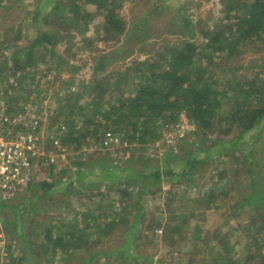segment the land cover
Masks as SVG:
<instances>
[{
    "label": "rangeland",
    "instance_id": "374dc122",
    "mask_svg": "<svg viewBox=\"0 0 264 264\" xmlns=\"http://www.w3.org/2000/svg\"><path fill=\"white\" fill-rule=\"evenodd\" d=\"M98 1L103 5H116L115 12L124 23L121 32L108 33L104 29L108 6L103 7L95 0H75L80 6L78 11L86 10L88 15H79L74 21L54 16L58 4L65 7L66 16L72 15L74 11L69 7L73 0H0V49L5 44L4 53L8 56L4 70L7 76L0 78V84L8 81V95L23 94L31 99L22 103L36 105L35 112L41 121L42 151L34 181L53 183L45 195H42L44 186L33 185V193L28 192L26 198L16 202L19 207L5 209L4 226H0V264H30L29 259L31 264H39L37 261L40 264H82L84 260H87L84 264H214L221 252H216L219 244H223L218 239H210V230L217 228L218 231L222 229L223 238L232 241L235 248L231 258L238 262L247 259L248 248L253 249L255 241L261 243L260 249L264 251V205H257L260 208L255 211L250 205L247 210H236L224 223V211L230 212L235 200L249 189V176L255 178L260 190L264 188L262 125L234 142H231V136L235 132L223 135L219 130L222 124L215 126L218 129L203 132L200 144L204 148L199 151V157L205 161L196 164L192 180L187 179L190 174H175L157 184L124 167L116 166L117 173L109 176L99 165L92 167L90 161L101 163L106 154H112L113 164L124 163L123 166L140 169L148 161L159 164L163 170L172 167L177 171L184 167L183 161H165L161 157L164 154L156 152L161 147L156 142L149 143L146 148L130 145V142H115L102 148L101 143H94L99 141L91 132L94 123H85L87 129H80L86 114L91 112L88 108L91 105L85 112L81 111L82 106L92 101L99 91L85 84L91 86L97 77L104 75L105 83H117L123 90L122 96L128 97L138 88L137 61L165 53L173 42L191 41L203 47L215 32L220 33V42H224L230 34L227 24L235 21V18H228L225 1ZM43 30L57 36L55 50L61 55L62 62L54 54H48L46 60H42L43 49L37 46L36 63L17 67L12 53L27 46ZM254 43L230 54L236 47L230 48L229 52L217 50L214 46L219 42H214L210 53L203 56L200 63L207 64L210 73L224 81L232 74L251 76L255 85L262 89L264 36L257 37ZM4 53L0 52V63ZM104 53H111L113 62L97 72L94 61ZM19 58L25 60L26 51L20 53ZM124 76L127 80L121 82L120 78ZM12 79L16 83H12ZM120 90L109 88L102 99L107 104L108 100L113 103L116 99L112 96H121ZM263 96L264 92L255 94V101L259 102ZM182 117L188 121L186 132L190 144L200 133L198 135L197 128H193L194 123L185 113ZM66 120L69 124L74 121V128L88 133L89 137L64 141L68 129ZM61 123L66 124L65 128L60 129ZM116 135L121 140L120 134ZM55 137L65 150L52 141ZM187 147L198 148L193 143ZM162 148L169 149L165 144ZM213 188L216 199L210 207V190ZM217 189L223 190V194L219 195ZM204 199L208 202L204 203ZM114 218V227H107L108 221ZM135 220L136 227L128 235L127 230ZM198 228L201 231L198 232ZM49 230L54 241L48 237ZM126 240L130 252L120 250L121 257L110 254ZM24 244L34 248L35 252L27 253L30 249L25 251ZM91 256L94 258L90 259ZM226 257L224 254L219 262L225 261Z\"/></svg>",
    "mask_w": 264,
    "mask_h": 264
},
{
    "label": "trees",
    "instance_id": "16d2710c",
    "mask_svg": "<svg viewBox=\"0 0 264 264\" xmlns=\"http://www.w3.org/2000/svg\"><path fill=\"white\" fill-rule=\"evenodd\" d=\"M95 1L103 7L108 6L107 14L103 22L104 29L108 33L115 34L121 32L124 28V23L119 14L115 12L116 5L111 6V3L103 5V2L99 3L98 0ZM224 1L228 18L230 20L235 18L234 22H229L227 24L230 28V34L226 37L224 42H220V33L215 32L208 42L203 44V47H198L191 41L173 42L165 53L137 61L135 63V67L137 66L135 74L140 77L137 82L138 88L134 89L131 92L132 94L128 97L122 96L123 90L118 88L116 85L117 83L111 84L109 81L105 83L104 75L97 77L91 86L85 84L86 87H92L93 90L98 88L99 91L96 96L94 95L92 101L83 104L81 111L85 112L86 107L91 105V107H88L91 112L86 114L83 120L84 124L80 129H87L85 128V123H94L95 126H93L91 132L92 135L99 140L94 142L96 145L101 143L100 146L102 147L104 145L103 140L106 133L111 131L114 134H120L121 143L126 142V144H129L130 142V145L146 148L149 143L153 145L158 139H164L165 130L172 129L177 135L176 147L178 150L175 151L174 146H169L166 143L169 149H167L164 152V156L161 157L165 158L164 160L168 162L171 160L183 161L184 167L180 171L172 167L163 170L160 168L159 164H152L147 161L142 168L135 169L133 166H123L124 163L113 164L114 161L111 159L112 154H106L105 159L102 160L101 163L94 162L93 160L90 161L92 167L94 165H99L102 172L109 176H113L117 173L116 166H118V168L124 167L127 170H133L141 176L143 174L146 179H150L152 183L156 184L164 180V178H170L175 174L179 176L190 174L189 178H187L189 181L192 180L191 177L196 172V164L205 161V159L199 157V151L204 148L200 144V141L203 139L201 135L203 132L206 134L209 129H218L215 128V126L222 124V128L219 130L223 135L235 132L233 136H231V142H234L241 139L246 132L257 129L258 126L262 125L264 127V96L259 102H256L254 97L255 94L264 92V88L261 89L257 87L251 79V76L239 77L232 74L227 75L229 77H227L225 81L221 79V77L216 78L210 73L207 64L205 65L203 62L200 63V60H203V56H207L208 53H210V46L214 42H219L218 45L214 46L217 50L227 49V52H229L230 48L236 47V51H233L234 49L230 51V54H234L243 46L248 44L254 45L257 37L264 36V0H240L239 2H237V0ZM66 6L69 7V3H66ZM79 7V4L73 0L72 7H69V9H72L74 13L70 16H66V13L64 14L65 7L62 4H58L56 5L57 11L54 16L63 17L66 21H74L79 15L87 16L88 13L86 10L78 11ZM232 11L234 13H232ZM57 41V36L52 34L49 30L39 32L31 43L25 47L16 49L12 53V56L15 58V64L18 65L17 67H20L36 63L34 54L37 46L43 49V54L40 55L42 60H46L48 54H54L59 58L61 63L62 57L55 50ZM2 47L0 52L3 55L5 52V44H3ZM25 51L26 58L21 61L19 54ZM5 54L6 53H4V55ZM110 55L111 53L100 54V56L95 59V71H103L108 63L113 62L110 59ZM7 58L8 56L5 55L0 63V78L3 79L7 76L4 74ZM118 75L121 76L122 72ZM120 79L118 78L117 81L120 80L122 82L123 80H127L125 76ZM20 81H22L23 85L22 78ZM116 87L118 91L120 90L121 96H117V94L112 96V98L116 100H114L113 103L112 100H108L109 104H107V101L102 99L103 94L109 88L115 91ZM70 97L71 95H69V98ZM28 98L31 99L30 97H25L23 94H17L10 96L8 100L12 103L16 100L18 102L19 100L24 101ZM184 113L188 116V119L194 123V126H196H193V128H197L198 135L200 133L199 136L190 141V144L193 143L197 145V150L187 147L190 145L187 137L189 134L185 132L180 136L179 128L176 127V124L181 121L182 114ZM66 122L68 124V129L66 131V136L63 137L64 141H75L79 140L81 137H89L87 136L88 133L79 132L80 130L74 128V121L70 124L67 120ZM218 140H222V138ZM156 152L159 154L158 150ZM130 178L135 177L131 176ZM249 179V189L243 191L240 198L235 200L230 212L224 211V223H227L231 219V213L236 210H240V212L241 210H247V206L250 205V209H254L255 211L260 208L257 205H264V188L260 190L258 182L253 176H249ZM150 181H148V184ZM33 185L45 187L42 195L47 194L48 188L53 187V183L46 180L40 183L33 181L25 193L21 194L14 201L4 205L3 213L8 206L13 208L19 207V203L16 202L23 197L26 198L28 192L31 191V193H33ZM215 190L214 188L210 190V207L213 199H216ZM126 191L127 190H124L123 192ZM217 192L219 195L223 194V190L217 189ZM225 192H227V190H224V193ZM194 198L195 197H193V199ZM205 200L206 199H204V201ZM206 202L208 201L204 203ZM218 205L219 204H216V206ZM96 217L97 215H95V218ZM108 222L107 227L113 228V224H115L116 220L114 218L112 221ZM136 224L137 220H135L133 226L127 230V233L129 232L131 234ZM218 229L219 228L210 230V239L215 238L223 242V244H219L220 248L216 251L217 254L219 250L221 251L217 255V259H215L218 263L215 262L214 264H264V251L260 249L261 243L259 241L253 242L255 244L253 249L248 248L249 254L246 260L238 262L232 259L231 253L235 247L230 239L223 238L222 229L219 231ZM199 231L201 230L198 228V232ZM214 233L215 236L212 237ZM220 235H222V237ZM48 237L50 240H53L50 230L48 231ZM207 239H209L208 235H206L205 240ZM262 239L264 241V237ZM127 241L128 240L124 241L122 245L116 246L114 251H110V254L116 253L121 257L119 253L120 250L121 252H130ZM53 245H56V243H53ZM213 248L214 246L210 244V249ZM28 249H30V251H26ZM24 250L27 253L35 252L34 248L31 249L28 244H24ZM224 254H227L225 261L219 262ZM92 258H94V256H91L90 259ZM27 261L31 264L30 259ZM86 261L87 260H84L81 263L84 264ZM33 263H35V261H33ZM36 263L40 264L39 261Z\"/></svg>",
    "mask_w": 264,
    "mask_h": 264
},
{
    "label": "built area",
    "instance_id": "2783aa9c",
    "mask_svg": "<svg viewBox=\"0 0 264 264\" xmlns=\"http://www.w3.org/2000/svg\"><path fill=\"white\" fill-rule=\"evenodd\" d=\"M7 83L8 81H2L0 84V226H4V205L25 193L34 181L42 151L39 140L41 121L35 112L36 105L22 103L23 100L10 103L8 98L12 95L7 94ZM12 83L16 81L12 79ZM184 117L176 124L180 136L188 128V121ZM65 126V123H61L60 129ZM164 135V139L156 141V145L161 146L158 149L159 154H165L167 149L162 148V145L166 143L174 146L175 151L178 150L175 131L165 130ZM52 141L65 150L59 138L55 137ZM115 142L121 143L120 138L108 131L103 146L110 147ZM51 159H54V156L51 155Z\"/></svg>",
    "mask_w": 264,
    "mask_h": 264
}]
</instances>
